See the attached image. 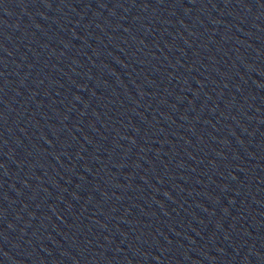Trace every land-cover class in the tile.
Listing matches in <instances>:
<instances>
[{
	"label": "water",
	"instance_id": "water-1",
	"mask_svg": "<svg viewBox=\"0 0 264 264\" xmlns=\"http://www.w3.org/2000/svg\"><path fill=\"white\" fill-rule=\"evenodd\" d=\"M0 264H264V0H0Z\"/></svg>",
	"mask_w": 264,
	"mask_h": 264
}]
</instances>
